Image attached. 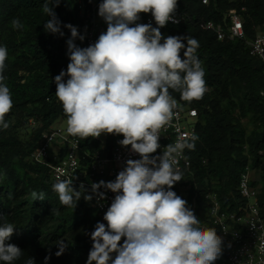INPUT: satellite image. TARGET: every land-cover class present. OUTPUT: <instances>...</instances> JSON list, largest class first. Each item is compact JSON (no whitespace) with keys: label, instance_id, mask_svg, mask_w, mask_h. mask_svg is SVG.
<instances>
[{"label":"trees","instance_id":"16d2710c","mask_svg":"<svg viewBox=\"0 0 264 264\" xmlns=\"http://www.w3.org/2000/svg\"><path fill=\"white\" fill-rule=\"evenodd\" d=\"M44 2L0 0V46L8 50L3 83L13 101L5 116L9 127H0V217L16 226L6 243L23 250L12 264H26L29 257L34 258L35 264H44L49 255L48 264H86L93 243L90 233L99 222L93 198L84 199L92 194L72 185L82 192L75 208L61 205L52 190L56 182L48 168L29 159L43 132L56 120H67L62 103L55 96L54 82V77L61 70L66 71L70 62L66 41L71 33L63 25L76 26L84 37L86 28L77 0H60L54 11L64 35L46 32L44 23L49 17L42 10ZM90 3L85 0L87 10ZM232 8L241 12L248 39L264 30V0H209L207 4L202 0H177L175 14H186L185 22L172 24L166 30L160 28L164 37L196 39L199 47L195 55L205 71L207 91L201 99L186 101L180 92L169 89L170 95L184 106L198 111L196 132L188 142L194 148L187 149L191 164L181 171V184L187 186L190 200L196 197L199 220L207 219L209 192H216L223 208L234 210L244 205L237 184L248 166L257 174L252 184L259 187L264 218V63L250 53L244 39L219 40L213 32L199 27L200 20H223ZM144 17L145 13H140L139 23L146 24ZM14 18L20 20L22 28H13ZM74 43L87 47L86 37L82 41L77 38ZM180 55L183 58V50ZM119 136L122 135L107 134L106 151ZM81 144L90 152L101 145L92 137L81 138ZM34 191L38 195L42 192L44 198L34 199ZM61 239L68 247L57 257L56 241Z\"/></svg>","mask_w":264,"mask_h":264},{"label":"clouds","instance_id":"9594fccd","mask_svg":"<svg viewBox=\"0 0 264 264\" xmlns=\"http://www.w3.org/2000/svg\"><path fill=\"white\" fill-rule=\"evenodd\" d=\"M60 0H45L42 10L49 17L46 32L63 36L61 21L54 11ZM177 0H103L98 14L107 31L87 47L76 26L65 24L71 37L66 41L69 64L54 77L55 96L67 117V133L82 139L102 133L122 135V146H131L139 159H128L115 181L91 185L98 200L105 199L100 188L115 193L103 216L90 233L92 248L86 264H213L222 254V238L214 227H201V221L187 201L171 189L182 180L175 167L176 156L194 144L176 142L160 148L159 129L168 123L177 107L169 89L180 92L186 101L199 100L207 91L205 71L195 55L198 41L185 36L164 37L160 28L176 23ZM140 13H151L158 27L136 23ZM22 28L20 20L11 21ZM134 25V26H131ZM186 40V45L184 41ZM163 41V42H162ZM183 50V58H181ZM8 58L0 46V127L7 129L5 116L13 107L9 88L3 83ZM68 77L65 81V77ZM83 189V185H81ZM61 205L75 208L82 192L72 180L52 185ZM34 199L44 194L32 192ZM85 195V200H92ZM16 226L0 217V261L12 264L23 254L15 244L6 243ZM122 238L123 243L120 241ZM57 257L68 245L56 241ZM112 253H116L112 258ZM51 256L44 258L48 264ZM26 264H35L29 257Z\"/></svg>","mask_w":264,"mask_h":264},{"label":"built area","instance_id":"2783aa9c","mask_svg":"<svg viewBox=\"0 0 264 264\" xmlns=\"http://www.w3.org/2000/svg\"><path fill=\"white\" fill-rule=\"evenodd\" d=\"M79 14L86 24L85 37L87 46L94 44L102 33L106 32V21L99 16V4L103 0H91L89 10L86 9L85 0H77ZM207 4L209 0H202ZM140 15V14H139ZM176 23L169 21L166 30L172 24H183L187 18L184 13L174 14ZM146 24L158 27L151 13L145 14L143 18ZM136 23H139L137 21ZM134 26V25H131ZM199 27L213 32L217 39L225 38L244 39L249 47L250 53L264 63V30L257 32L253 39H248L245 34L243 17L239 10L232 8L227 16L221 21L200 20ZM173 97V96H172ZM175 98V97H173ZM176 99V98H175ZM177 107L168 123L159 129V144L153 156L162 155L164 147L168 144L182 142L188 144L196 132L195 121L198 111L194 107L184 106L178 99ZM195 119V120H192ZM107 134L102 133L98 138L101 145L95 151L84 150L81 138L72 136L60 127H49L41 135L36 149L30 154L29 159L37 164L48 168L51 179L72 180V185L82 192H90L93 196V206L96 208L98 220L103 216L111 205L115 193L100 188L99 192L105 193V199L98 200L92 193L91 185L100 181H115L116 176L126 166L128 159H139L140 156L131 150V146H122L119 141L124 137L119 136L109 151H106ZM188 147L176 156L175 167L181 172L191 164L187 155ZM182 179L174 184L171 190L182 199L183 189L179 185ZM253 176L248 166L240 175L237 184V192L245 200L243 206L234 210L223 208L216 192L208 193L209 206L207 208V219H201V227H214L218 236L222 238V254L213 264H264V218L261 215L259 205V187L252 184ZM83 185V189H81ZM197 200L191 199V210L197 215ZM122 238L120 243H123ZM116 253L114 254V257Z\"/></svg>","mask_w":264,"mask_h":264},{"label":"rangeland","instance_id":"374dc122","mask_svg":"<svg viewBox=\"0 0 264 264\" xmlns=\"http://www.w3.org/2000/svg\"><path fill=\"white\" fill-rule=\"evenodd\" d=\"M195 119H192V120H195ZM66 121H67L66 119H58L51 125V127H60L63 130H66L67 129ZM253 177L254 178L257 177V174L254 171H253ZM179 188L184 190L181 193H182L183 199L187 201V207H188V203H191V200L188 198L187 186L180 184ZM112 258L114 259L115 257L112 256ZM109 264H111V261L109 262Z\"/></svg>","mask_w":264,"mask_h":264},{"label":"crops","instance_id":"0c3cea01","mask_svg":"<svg viewBox=\"0 0 264 264\" xmlns=\"http://www.w3.org/2000/svg\"><path fill=\"white\" fill-rule=\"evenodd\" d=\"M251 171H252V175H253V171H254V170H251Z\"/></svg>","mask_w":264,"mask_h":264}]
</instances>
